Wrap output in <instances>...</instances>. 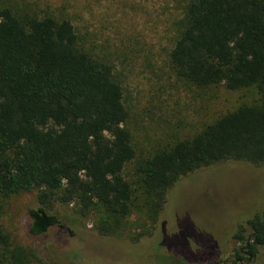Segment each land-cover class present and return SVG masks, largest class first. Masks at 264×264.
<instances>
[{
	"label": "trees",
	"instance_id": "obj_1",
	"mask_svg": "<svg viewBox=\"0 0 264 264\" xmlns=\"http://www.w3.org/2000/svg\"><path fill=\"white\" fill-rule=\"evenodd\" d=\"M174 1L175 75L254 98L139 155L115 65L69 17L0 0V264L37 259L2 224L14 196L37 191L33 237L65 228L52 211L61 204L92 218L97 234L135 244L156 234L184 176L228 161L264 165V0ZM233 238L243 246L232 264L250 261L264 244V213Z\"/></svg>",
	"mask_w": 264,
	"mask_h": 264
},
{
	"label": "rangeland",
	"instance_id": "obj_2",
	"mask_svg": "<svg viewBox=\"0 0 264 264\" xmlns=\"http://www.w3.org/2000/svg\"><path fill=\"white\" fill-rule=\"evenodd\" d=\"M11 1L69 17L115 65L139 155L254 98L223 86L200 90L175 75L168 61L178 16L174 0ZM38 206L37 191L23 193L8 200L2 216L14 241L35 251L34 264H232L243 246L233 238L239 225L264 213V165L228 161L184 176L170 190L156 234L135 244L97 234L92 218L61 204L52 211L67 228L33 237L29 210ZM236 264H264V244L250 261Z\"/></svg>",
	"mask_w": 264,
	"mask_h": 264
},
{
	"label": "flooded vegetation",
	"instance_id": "obj_3",
	"mask_svg": "<svg viewBox=\"0 0 264 264\" xmlns=\"http://www.w3.org/2000/svg\"><path fill=\"white\" fill-rule=\"evenodd\" d=\"M244 253H246V252L244 251ZM238 262H240V261H238ZM238 262H237V263H238Z\"/></svg>",
	"mask_w": 264,
	"mask_h": 264
}]
</instances>
